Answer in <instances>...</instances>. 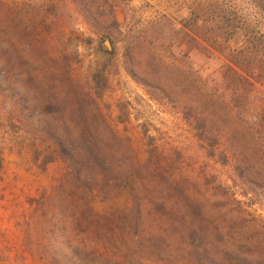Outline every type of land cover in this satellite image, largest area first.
<instances>
[{
  "label": "trees",
  "instance_id": "trees-1",
  "mask_svg": "<svg viewBox=\"0 0 264 264\" xmlns=\"http://www.w3.org/2000/svg\"><path fill=\"white\" fill-rule=\"evenodd\" d=\"M74 1L97 29L101 20L89 15V0ZM219 19L220 24L232 25L231 20ZM198 22L197 17L184 22L188 44L207 43L210 48L205 51L225 61L221 82L206 80L187 58L181 62L184 66H178L171 54L173 62L167 63L154 47L160 41L156 37L149 43L140 36L129 38L126 71L154 100L182 116L209 159L232 170L248 193H264V34L242 24L234 27L236 34L207 36L197 30ZM113 25H119L115 15ZM103 38L113 41L110 34ZM231 39L239 42L231 46ZM190 47V51L196 48ZM22 55V30L0 18V84L10 81L8 88L15 95L22 94ZM41 56L44 61L38 58L42 61L38 65L44 81L38 106L45 113L41 112L43 133L70 165L61 194L71 206L73 237L62 244L69 256L63 257L59 249L54 264H159L152 256H165V264H229L233 257L236 264H253L246 248L236 249L222 234L215 215L221 205L210 190L199 188L189 175L183 178L172 160L158 151L155 137L146 133L151 149L142 164L129 140L110 126L100 106L109 88L106 68L92 74L85 89L68 80L46 51ZM143 65L149 69L144 76L136 70ZM30 80H35L33 75ZM56 161L50 154L40 168ZM3 166L0 152V178ZM164 168L167 176L161 174ZM125 190L134 198L128 214L104 216L95 211L90 195L97 193L107 201ZM148 191L155 195L159 216L153 222L140 195Z\"/></svg>",
  "mask_w": 264,
  "mask_h": 264
},
{
  "label": "rangeland",
  "instance_id": "rangeland-1",
  "mask_svg": "<svg viewBox=\"0 0 264 264\" xmlns=\"http://www.w3.org/2000/svg\"><path fill=\"white\" fill-rule=\"evenodd\" d=\"M89 2V15L101 20L97 29L88 23V14L74 0H0V18L22 30L24 58L22 94L10 91V81L0 84V152L4 164L0 178V264H54L52 258L61 254L59 249L63 257L70 254L62 244L73 237L71 206L61 194L70 165L44 135L42 109L38 106L44 81L38 64L44 61V51L65 70L68 80L85 89L92 74L106 68L109 88L100 101L101 109L110 126L129 140L139 162H147L151 149L148 136L155 137L158 151L172 160L176 171L183 178L189 175L199 188L210 190L221 205L215 215L225 238L236 249L246 248L250 255L246 257L253 264H264V193H248L232 170L200 151L182 116L153 99L151 92L126 71L124 56L129 38L140 36L149 43L156 37L160 41H155L154 47L167 63L173 62L171 54L178 66L187 58L206 80L219 83L225 61L213 51H205L210 48L207 43L188 44L184 22L197 17V30L207 36L236 34L234 27L242 24L264 34V0ZM94 2L99 6H92ZM114 15L118 26L113 25ZM219 18L231 20L232 25L218 23ZM157 21L159 24H153ZM107 34L113 41L103 38ZM236 41L231 39L228 44L235 46ZM107 42L110 50L105 48ZM190 46L196 48L190 51ZM136 70L144 76L149 69L143 65ZM50 154L57 161L41 169L40 164ZM161 171L168 175L165 168ZM140 195L152 213L151 221L159 219L154 193ZM90 198L95 211L104 216L113 212L126 215L134 207L130 190L107 201L97 193ZM152 257L159 264L168 260L165 256ZM232 261L229 264H236L237 257Z\"/></svg>",
  "mask_w": 264,
  "mask_h": 264
},
{
  "label": "water",
  "instance_id": "water-1",
  "mask_svg": "<svg viewBox=\"0 0 264 264\" xmlns=\"http://www.w3.org/2000/svg\"><path fill=\"white\" fill-rule=\"evenodd\" d=\"M106 44H108L109 46H108V47L105 46V48H106L107 50H110V49H111L110 43L107 42Z\"/></svg>",
  "mask_w": 264,
  "mask_h": 264
},
{
  "label": "bare ground",
  "instance_id": "bare-ground-1",
  "mask_svg": "<svg viewBox=\"0 0 264 264\" xmlns=\"http://www.w3.org/2000/svg\"><path fill=\"white\" fill-rule=\"evenodd\" d=\"M106 46V45H105ZM109 45H107L106 47H108Z\"/></svg>",
  "mask_w": 264,
  "mask_h": 264
}]
</instances>
